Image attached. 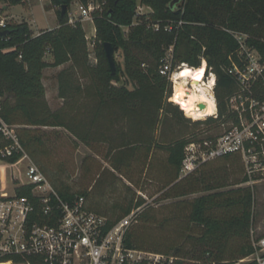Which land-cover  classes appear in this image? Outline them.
Returning a JSON list of instances; mask_svg holds the SVG:
<instances>
[{
	"label": "trees",
	"instance_id": "16d2710c",
	"mask_svg": "<svg viewBox=\"0 0 264 264\" xmlns=\"http://www.w3.org/2000/svg\"><path fill=\"white\" fill-rule=\"evenodd\" d=\"M2 1L7 8L28 2ZM172 1L49 0L46 10H56L59 26L37 36L28 23L12 22L10 34L0 35L1 116L16 126L25 153L64 200L83 197L90 211L107 219L108 227L140 209L128 231L127 247L172 257L167 264H235L253 252L255 197L253 187L238 186L247 181L241 156L217 157L186 176L181 170L190 143L216 138L199 139L198 132L188 133L189 125L213 126L235 119L228 101L241 87L227 71L233 62L238 63L239 44L230 32L247 35L248 45L264 63V0H181L171 7ZM91 2L99 6L92 12L94 62L82 22L69 23L74 3L88 7ZM138 4L150 11L137 16ZM170 26L171 31L167 30ZM106 42L123 54V65L117 63L114 75L103 47ZM171 47L177 64L200 68L205 59L208 71L216 75L218 118L192 122L170 101L172 83L160 67ZM61 66L65 67L57 80L63 104L53 110L46 96L44 71ZM122 77L132 82V89L114 83ZM254 91L262 99L264 81ZM164 126L172 135L160 139ZM46 128L66 131L94 153L82 165L89 186L74 190L66 171L49 164L50 151L41 131ZM7 145L9 141L0 133V150ZM21 157L17 153L0 158L15 164ZM236 167L242 177H236ZM92 175L96 178L91 179ZM143 178L160 186L155 205L136 196L133 188L142 191ZM16 194L31 198L32 187H18ZM150 233L175 235L156 238ZM7 262L46 264L35 256L0 258V264Z\"/></svg>",
	"mask_w": 264,
	"mask_h": 264
},
{
	"label": "built area",
	"instance_id": "2783aa9c",
	"mask_svg": "<svg viewBox=\"0 0 264 264\" xmlns=\"http://www.w3.org/2000/svg\"><path fill=\"white\" fill-rule=\"evenodd\" d=\"M77 8V16L69 14L72 25L84 20L93 21L92 12L99 6L91 2L88 7L78 4ZM145 9L150 10L138 4L137 16L146 14ZM4 12L5 3L0 0L1 31L7 30L12 23ZM155 29L158 30L159 26L156 25ZM167 30L171 31L172 27H167ZM124 31L128 33L127 28ZM230 33L239 44L238 63L233 62L227 71L241 87V92L228 101L235 119L230 121L231 127L220 137L195 141L186 147L181 175L186 176L217 157L238 154L245 165V184L254 187L258 181L264 180V96L258 99L252 90L259 81L264 80V63L259 53L248 45L247 35ZM202 64L207 67L205 59ZM184 65L187 64L176 63L171 47L162 61L160 73L168 77L172 91L175 77ZM212 76L215 83L211 92L216 101V75L207 69L205 81L209 82ZM192 87L189 79L187 88ZM218 115L217 108L212 117L216 119ZM0 133L9 141V145L0 150V157L8 158L21 153L22 157L17 163L23 160L29 162L26 185L32 187L31 198L18 196L16 192L13 195L7 192L0 194V258L8 255L35 256L46 264H167L173 260L164 254L127 247L128 231L140 209L108 227L107 219L90 211L83 197L73 201L64 200L25 153L16 126L2 118L1 106ZM252 248V254L240 262L264 264V236L255 238L252 235Z\"/></svg>",
	"mask_w": 264,
	"mask_h": 264
},
{
	"label": "rangeland",
	"instance_id": "374dc122",
	"mask_svg": "<svg viewBox=\"0 0 264 264\" xmlns=\"http://www.w3.org/2000/svg\"><path fill=\"white\" fill-rule=\"evenodd\" d=\"M49 0H28L26 4H18L14 6H10L6 10V14L14 19L18 23L26 22L28 23L30 29L37 34L40 30L46 28H55L58 25V17L55 14V11H47L46 6L48 5ZM97 4V3H96ZM78 4H74L71 6L70 15L77 16L79 11L77 8ZM97 7V5H96ZM150 10L145 9L144 12H149ZM93 18V17H92ZM86 22V29L88 35L94 34V20H84ZM83 21V22H84ZM82 22V24H83ZM88 38V48L91 53L90 59L92 62L95 61V53H94V45H93V37ZM260 55V54H259ZM261 57V56H260ZM116 63L123 65V54L121 51H116L115 54ZM46 59H49L47 56ZM262 59V57H261ZM44 83L46 86V90L48 91V97L52 102V109L56 110L62 106L63 101L58 97V80L57 73L53 74L50 69L46 71L44 76ZM264 81V80H262ZM116 85H126L128 88L132 89L133 84L129 81V79L122 77L119 83L114 82ZM173 92V91H172ZM252 93L255 95V91L252 90ZM215 96V95H214ZM185 117L189 118L186 113ZM171 119V118H170ZM192 122L195 121H205V120H194L190 118ZM171 121V120H170ZM173 122V121H172ZM174 124V122H173ZM231 127L229 123H220L211 125L210 124H200L198 126L188 127V133L198 132V137L205 138L208 135H214L220 137L226 130ZM42 133H45V140L48 150L50 151V157L48 158L49 164L52 166L58 167L63 171H66V174L69 175V184L74 187V190H79L83 185L89 186L90 179L85 177V169L82 170V165L87 157L94 155L89 148H87L83 143L77 141L74 137H72L69 133L62 129H53L46 128L41 130ZM160 136L162 139L163 135H169V127L164 126L162 130H160ZM172 134L169 136L171 137ZM174 136V135H173ZM178 136V135H177ZM176 136V137H177ZM215 138V139H216ZM205 140V139H203ZM214 140V139H213ZM201 141V140H197ZM100 161V160H99ZM264 162V159H262ZM103 163V161L101 160ZM28 161H21L19 163L11 164L6 160L0 158V194L2 192H7L8 194H15L16 188L20 185H26L28 183V179L26 176V170L28 168ZM93 164V163H90ZM237 166V161L235 162ZM50 165V166H51ZM104 166L108 167V164L103 163ZM93 166V165H92ZM236 177H242L243 173L239 171L236 167L235 171ZM91 179L96 178V175H92ZM50 181V180H49ZM140 186L143 188L134 187L136 190V196L143 197L148 203L155 205L156 200L159 198L161 193L158 191L160 186L152 185L151 181L143 178V183H140ZM242 187H252L248 186L243 182L238 185ZM237 187V186H236ZM254 211H253V225H252V235L257 237L264 236V180L258 181L254 184ZM118 191L122 192L123 189L120 188ZM124 192V191H123ZM118 192L112 194L110 197H116ZM132 195V192H131ZM148 235L149 233H145ZM155 235L156 238H167L170 235H175V233H150ZM186 248L189 249V243H186ZM235 264H242L240 261Z\"/></svg>",
	"mask_w": 264,
	"mask_h": 264
},
{
	"label": "bare ground",
	"instance_id": "6f19581e",
	"mask_svg": "<svg viewBox=\"0 0 264 264\" xmlns=\"http://www.w3.org/2000/svg\"><path fill=\"white\" fill-rule=\"evenodd\" d=\"M206 73V64H202L200 68H191L188 65H184L175 77V87L171 102L179 105L180 109L194 120H204L212 117L217 112V104L211 92L215 77H209V82H207L205 81ZM189 79L193 86L192 88H187ZM202 104L205 105L204 108H200Z\"/></svg>",
	"mask_w": 264,
	"mask_h": 264
},
{
	"label": "water",
	"instance_id": "95a60500",
	"mask_svg": "<svg viewBox=\"0 0 264 264\" xmlns=\"http://www.w3.org/2000/svg\"><path fill=\"white\" fill-rule=\"evenodd\" d=\"M181 0H173L171 3V7H175V5L180 4ZM66 8L64 7L63 13H65ZM10 30H4L0 33L1 37H7L10 34ZM103 47H104V51H105V55L106 58L108 60L109 63V67L111 70V73L114 75L116 73V69H117V63H116V58H115V54H116V46L112 43H103ZM205 105L202 104L200 105V108H204Z\"/></svg>",
	"mask_w": 264,
	"mask_h": 264
},
{
	"label": "crops",
	"instance_id": "0c3cea01",
	"mask_svg": "<svg viewBox=\"0 0 264 264\" xmlns=\"http://www.w3.org/2000/svg\"><path fill=\"white\" fill-rule=\"evenodd\" d=\"M48 4H49V2H48ZM74 4H78V3H74ZM73 4V5H74ZM8 8L7 7H5V15H7L6 14V10H7ZM50 11H55V14H56V10L55 9H52V10H49V12ZM57 15V14H56ZM7 17L12 21V22H15V23H18V22H16L14 19H12L11 17H9L8 15H7ZM58 20V19H57ZM86 22L84 21L83 22V27H84V30H85V32H86V34H87V38H89V36L90 35H88V32H87V29H86ZM58 26H59V24L55 27V28H46V29H43V30H40L37 34H35L33 31H32V29H30L31 30V32L33 33V35L34 36H37L38 34H40V32H42V31H44V30H54V29H57L58 28ZM96 36V28H95V25H94V34H92L90 37H95ZM48 61H51V57L49 56V59H47ZM65 66H61V67H58V68H48V69H50L51 70V72L53 73V74H56L57 73V75H58V73L64 68ZM48 69H46L45 71H44V76H45V74H46V71L48 70ZM45 81V79L43 78V82ZM44 85H45V83H44ZM46 87V86H45ZM46 96H47V100H48V102H49V104H50V106L52 105V102L50 101V98L48 97V91L46 90ZM60 99V98H59ZM60 100H62V99H60ZM63 101V100H62ZM52 107V106H51ZM21 186H24V185H20V186H18V187H21ZM17 187V188H18ZM2 193H4V192H2Z\"/></svg>",
	"mask_w": 264,
	"mask_h": 264
}]
</instances>
